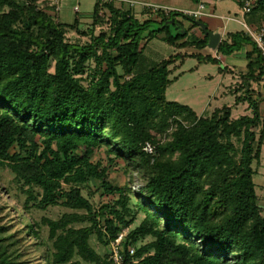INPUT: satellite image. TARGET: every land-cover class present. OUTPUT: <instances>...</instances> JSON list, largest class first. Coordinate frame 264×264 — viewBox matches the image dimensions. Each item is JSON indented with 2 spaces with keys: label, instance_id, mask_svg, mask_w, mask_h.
<instances>
[{
  "label": "trees",
  "instance_id": "1",
  "mask_svg": "<svg viewBox=\"0 0 264 264\" xmlns=\"http://www.w3.org/2000/svg\"><path fill=\"white\" fill-rule=\"evenodd\" d=\"M37 1L0 0V170L14 175L26 211L66 210L27 225L37 239L48 229L47 264H113L111 243L125 231L123 264H264L253 168L264 146L253 89L264 79V57L251 38L230 34L218 47L227 55L253 47L233 92L251 115L234 119L226 107L203 117L167 99L171 68L189 56L220 61L178 53L148 64L144 56L147 31L178 49L207 47V37L189 39L178 13L157 11L159 23L141 22L113 3L101 17L97 3L81 29L79 20L56 21L54 8ZM249 21L264 22V0ZM69 33L88 41L72 42ZM101 151L104 159L94 160ZM120 166L129 176L141 173L143 189L115 185L110 174ZM97 195L110 200L96 205ZM140 212L145 218L132 228ZM7 231L0 220V264H26L16 256L21 239Z\"/></svg>",
  "mask_w": 264,
  "mask_h": 264
},
{
  "label": "rangeland",
  "instance_id": "2",
  "mask_svg": "<svg viewBox=\"0 0 264 264\" xmlns=\"http://www.w3.org/2000/svg\"><path fill=\"white\" fill-rule=\"evenodd\" d=\"M59 1V11L54 13V18L56 21L64 25H73L76 20L80 21L81 29H86L87 25L90 23L89 18L94 12L95 5L100 3V0H58ZM107 3L114 2L116 5H121L124 8L130 10L138 11L140 9L139 3H136L131 0H105ZM238 1V0H237ZM235 0H206L207 6L211 2H217L218 8L215 10L212 8L211 11L206 9V15L200 19H191L193 22H202L207 24V17H219L220 21L226 24L227 32H238L244 31V27L241 23L248 20L245 19V16L241 13L240 4H237ZM104 2V1H103ZM239 3V2H238ZM38 6L41 9L46 11H53L52 1L51 0H38ZM136 7V8H135ZM76 8L80 9V13H77ZM198 8V5H197ZM151 9L158 11L151 7ZM165 7H161L160 11L163 12ZM197 10V9H196ZM182 11L178 12L177 21L183 23V19L187 18ZM139 20L143 22L144 18H150L148 14H138ZM221 16H224V20L221 19ZM217 19V18H213ZM233 19H237L235 21ZM181 20V21H180ZM191 22V23H193ZM241 22V23H240ZM251 25V24H249ZM109 25H105L104 29H108ZM192 27L197 31V35L194 33L189 34L190 40L202 39L206 37L201 27L192 24ZM158 25L156 23L152 24L150 30L157 29ZM102 29H97L96 33H100ZM147 31L143 37V43L146 45L144 49V56L146 57L148 64H158L171 56H174L178 53H197L203 56L213 55V51H210L208 48L198 49L195 47H189L186 49H178L175 46H171L168 43L164 42L162 38L158 35L155 37L146 38L148 35ZM193 34V35H192ZM68 40L72 42H86L88 37H78L75 33L68 34ZM224 61L223 64L217 65L213 63H201L197 58L187 57L183 63H178L174 65L171 70L170 79L172 84L168 87L166 96L167 99L171 102H177L181 105L189 106L198 116H209L217 109L231 108L233 111V118L238 119L241 116L247 115L249 112L246 110V107L243 103L236 104V95L229 92V87L232 83L239 81L240 75L224 72L225 66H230L236 72H241L244 70L246 63L238 55H227L222 54ZM90 67L93 69L95 64L92 63ZM236 68V69H235ZM54 70V67L51 68V71ZM87 73H90L87 72ZM87 75V74H86ZM225 76L224 87H220L222 82L221 77ZM247 112V113H246ZM104 159V151H101L96 155L94 160ZM253 168L256 170L254 176V181L256 184L257 195L260 198V206L263 210L264 216V148L262 152V159L260 164H253ZM128 171L125 167L120 166L111 171L110 179L111 181L118 186H125L130 184L131 189L135 192L143 189L145 185L144 177L141 173L135 171L127 173ZM14 175L10 170L4 169L0 170V220L1 224L8 228L7 236L15 235L17 238L21 239V242L16 246L17 255L19 257L18 262L26 264H47L45 253L47 248L45 245L48 243V246L51 247V244L47 241L48 238V229L43 228L41 231L40 239H37L33 234H30L29 229L27 228L28 223L39 222L43 217H49L52 219H58L66 210L56 207L49 208L46 211L32 209L26 211L24 208L25 198L20 193L18 186L14 180ZM94 185H97L94 183ZM96 187H94L95 189ZM84 196L88 197V192L84 191ZM110 198L105 197L100 199L99 195L93 198V202L96 205H99L101 202H107ZM145 214L139 213L136 223L132 228L138 227L141 222L144 220ZM127 232V231H126ZM150 241V239H147ZM43 245L38 246L39 243ZM97 250L101 253L105 250L103 247H98Z\"/></svg>",
  "mask_w": 264,
  "mask_h": 264
},
{
  "label": "crops",
  "instance_id": "3",
  "mask_svg": "<svg viewBox=\"0 0 264 264\" xmlns=\"http://www.w3.org/2000/svg\"><path fill=\"white\" fill-rule=\"evenodd\" d=\"M131 1L139 3L140 9L138 11L133 10V9L130 8V12H132L136 16L137 19H139L138 16H137L138 14H144L145 15V14L149 13L150 18H144L145 19L144 21L151 20V21L156 22V23H159L161 21V18L158 16L157 11L155 12V10L151 9L152 6L169 8V9L174 10L173 12L178 13L176 11H195L197 9V5H198V0H131ZM217 1H219V0H217ZM235 1H237V0H235ZM112 3L118 9L129 10L128 8H124L121 5H119V6L116 5L114 2H112ZM237 4L239 5L238 1H237ZM207 7H208V11H211L212 8L217 10L218 3L217 2L216 3L215 2H211V3L208 4ZM206 17H207V24L209 25V29L211 31H213V32H217V33H221L222 34L221 42L223 40H226L230 34L244 32V31L227 32L226 31V24H224L223 22H220V21H216V20H220L219 17H216V16L210 17V15L206 16ZM213 18H217V19H213ZM224 18H225L224 16H221L222 20H224ZM245 19L248 20L249 24L256 26L254 23L249 21V15L245 16ZM179 23H180L179 26H183V28L186 31H188L189 34L190 33H194L195 30L192 27L193 23H191L188 20V18H184L183 19V23L182 22H179ZM263 25H264V22H261L257 26H263ZM182 31H184V30H182ZM196 32L197 31H195V34L197 35ZM206 48H208V47H206ZM210 51H212V50H210ZM252 51H253V47L248 45L242 51H239V52H236L235 54H233V55H238L239 57H241L246 63V66H245L244 70H242L241 72H236L230 66H225L224 72H226V73L229 72V73H233L235 75H237V74L240 75L239 81L232 83V85L229 87V89H230L229 92L232 93V94H234L233 92H234L236 86L238 85V83L240 82L241 75L246 71L247 64H248V60L246 58V53H251ZM213 53L214 54L212 56L217 58L220 61V64H223L224 58H223L222 54L218 53V49H217V51H213ZM190 54H197V53H189V55ZM230 56H232V55H230ZM254 58H256V55L254 56ZM224 79H225V76H222L221 77L222 82L220 83V87L221 86L222 87L225 86ZM253 89L256 91L255 98L259 102L260 114H261V117H262V120H263L262 129L264 130V82L261 81V82L254 83L253 84ZM242 103L246 107V110L249 112L247 115H251V110H249L248 103H246V102L245 103L242 102ZM232 114H233V111H232ZM263 148H264V146H263ZM262 152H263V150H262Z\"/></svg>",
  "mask_w": 264,
  "mask_h": 264
},
{
  "label": "built area",
  "instance_id": "4",
  "mask_svg": "<svg viewBox=\"0 0 264 264\" xmlns=\"http://www.w3.org/2000/svg\"><path fill=\"white\" fill-rule=\"evenodd\" d=\"M52 5L54 6L55 12L59 11V1L58 0H51ZM100 13L99 15L101 17L106 16V10H105V4L107 3L105 0H100ZM104 1V2H103ZM241 8V13L243 16H247L253 12L257 5V0H238ZM156 10L160 11L161 7H154ZM206 9H207V3L206 0H198V8L195 11H182L187 18H193V19H200L203 16L206 15ZM166 14H169L173 12L174 10L165 8L164 9ZM77 13H80V9L76 8L75 10ZM180 12V11H176ZM235 21H238L237 19H233ZM241 23V22H240ZM244 27L245 34L251 38L252 42L255 44L256 48L258 49L259 53L264 57V25L263 26H253L249 25L246 22L241 23ZM264 82V79H263ZM144 151L149 155L155 154V147L151 145L150 143H147L144 146ZM140 191V190H139ZM127 232L125 231L119 237L111 243L110 246V255L111 259L113 261V264H123V258H122V244L124 242L125 234ZM130 253H134V249H130Z\"/></svg>",
  "mask_w": 264,
  "mask_h": 264
},
{
  "label": "water",
  "instance_id": "5",
  "mask_svg": "<svg viewBox=\"0 0 264 264\" xmlns=\"http://www.w3.org/2000/svg\"><path fill=\"white\" fill-rule=\"evenodd\" d=\"M188 20L190 22H193L191 19L188 18ZM169 23H166L165 25H168ZM171 25H174L175 24V21L172 20L170 22ZM194 25H197L199 27L202 28L203 32H204V35L208 38V45L207 47L212 50V51H217L220 43H221V40H222V34L221 33H217V32H213L209 29V27L202 23V22H193Z\"/></svg>",
  "mask_w": 264,
  "mask_h": 264
}]
</instances>
